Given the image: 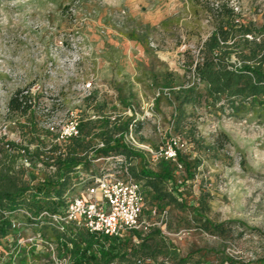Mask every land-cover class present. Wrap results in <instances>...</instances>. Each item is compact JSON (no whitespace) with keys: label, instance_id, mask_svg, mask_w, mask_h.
I'll use <instances>...</instances> for the list:
<instances>
[{"label":"rangeland","instance_id":"obj_1","mask_svg":"<svg viewBox=\"0 0 264 264\" xmlns=\"http://www.w3.org/2000/svg\"><path fill=\"white\" fill-rule=\"evenodd\" d=\"M236 1L239 13L232 21L249 23L255 40L264 45V0ZM208 3L209 0H0V133L3 128L7 132V137H0V159L8 149L4 146L8 139L23 144L37 141L40 147L48 145L52 136L38 125L42 117L10 110L7 101L16 90L31 84L39 85L40 90H49L50 85L51 91H74L70 85L61 87L64 50L56 49L60 47L58 41H62L64 49L71 38L79 39L86 51L78 75L93 73L94 91L100 92L97 109L121 114L126 106L121 102L123 98L141 117L135 133L137 142L154 151L174 140L186 160L193 163L199 159L191 166L192 177L185 181L183 194L186 201L195 203L202 194L205 201L201 217L212 224H222L223 233L201 230V220L192 211L171 204L167 206L168 226L162 233L166 239L181 256L194 248L217 249L206 256L210 264L218 263L220 252L232 257L236 264H259L264 257V116L255 110L233 114L219 100L186 105L185 118L178 129L171 117V92L180 85L194 83L191 68L198 60L202 42L216 26L217 17ZM144 14H159L161 18L151 25L143 21ZM226 61L228 65L237 64V55L231 52ZM167 73H171L170 89L163 84ZM105 91L112 93L115 104L110 103ZM64 103L74 107L71 102ZM122 120L125 118L120 117ZM189 128L197 142L190 138ZM86 134L92 143L101 136L98 128L83 126L82 148ZM131 151L142 156L140 160L139 156L128 155L134 172L142 166L155 169L157 160L153 161L145 150ZM30 156L22 178L34 189L54 173H47L44 162L37 166L40 158L37 160L34 153ZM14 164L21 167V160L16 157ZM175 176H183L182 168ZM140 184L143 191L142 180ZM12 215L15 226L0 238V264L66 261V256L57 255L55 242L42 237L41 222H29L20 211Z\"/></svg>","mask_w":264,"mask_h":264},{"label":"trees","instance_id":"obj_2","mask_svg":"<svg viewBox=\"0 0 264 264\" xmlns=\"http://www.w3.org/2000/svg\"><path fill=\"white\" fill-rule=\"evenodd\" d=\"M211 10L217 17L216 26L202 42L198 51V60L191 68L194 83L180 85L171 92V101L174 103L171 117L175 129L181 126L185 118L184 107L188 104H199L201 101L213 104L223 100L233 114L255 110L260 112V116H264V45L262 41L255 40L254 28L249 23L232 21L235 15L224 3L216 8L211 7ZM245 34L251 35V38H246ZM231 52L237 55V64H227L226 60ZM167 74L168 77L163 84L170 89L171 73ZM20 91L21 89L16 90L9 97L8 109L20 111L18 96ZM121 102L128 104V101L123 98ZM128 121L129 119L123 120L112 129H125ZM105 124L106 122H102V125ZM189 133L190 138L197 142L191 128ZM6 144L10 150H4L0 159V238L13 228L10 223L12 214L23 209L31 217L28 218L29 222L36 224L41 222V235L48 242H55L57 255L66 256L63 264H210L206 256L217 252V249L213 248H194L181 256L158 226H150L142 233L129 230L120 236L113 237L88 232L71 223L59 229L47 219H34L41 210L57 212L61 192L68 181L66 175L72 171L76 163L81 162L77 154L81 152L83 145L78 140H74L67 146L65 157L55 158L57 167L54 176H47L39 181L34 189H31L28 182L22 178L23 169L14 164L18 156L15 151L18 146L11 141H7ZM1 150L0 148V152ZM107 151L134 154L142 160L141 154L131 151L120 138L107 136L105 147L98 152L106 153ZM174 152L173 160L159 157L155 163V169L142 166L134 172L130 168V173L135 180L137 179L139 183L142 180V216L146 219L152 218L150 210L154 208L156 215L153 218L157 219L158 214L164 210L166 228L168 226L167 206L172 204L176 208L192 211L194 216L201 220L199 225L201 230L222 234V224H212L201 217L205 201L202 194L196 203L186 201L183 194L185 181L192 177L191 166L194 167L199 159L191 163L179 149L175 148ZM38 154L40 153L37 151L36 155ZM179 167L183 170V176L176 179L175 172ZM59 174H64V179L61 181ZM53 196L57 199H51ZM219 255L220 260L216 264H236L232 257L222 252ZM259 264H264V257L259 259Z\"/></svg>","mask_w":264,"mask_h":264},{"label":"built area","instance_id":"obj_3","mask_svg":"<svg viewBox=\"0 0 264 264\" xmlns=\"http://www.w3.org/2000/svg\"><path fill=\"white\" fill-rule=\"evenodd\" d=\"M221 3H224L235 16L239 13L236 0H209L208 5L216 8ZM244 36L251 38L249 34ZM58 44L60 47H57L56 51L64 50V58L60 66V72L64 75L60 79L61 87L70 85L72 86L70 89L74 91H51L50 85H48L49 90H40L39 85L31 84L18 93L21 108L16 112L41 116L38 125L42 131L52 136L45 147H40L37 141L34 144H23L20 141L17 143L8 139L18 146L15 151L21 160L20 168H27L31 162L30 155L33 153L36 155L38 151L40 154L36 156L37 160L39 158L40 160L37 166L41 167L44 162L47 173L55 174L57 167L55 158L65 157L67 146L71 145L74 140L82 143L83 126H91L94 130L98 128L101 136L92 143L89 142L91 136L85 135L87 141L83 142L85 145L77 154L81 162L76 163L72 171L66 175L68 181L61 192L57 212L41 210L34 219H47L59 229L71 223L88 232L113 237L120 236L129 230L142 233L150 226H158L164 232L166 220L164 210L158 214L157 219L153 218L156 215L154 208L150 210V217H152L150 219H146L141 214L143 194L140 183L129 173V156L123 152L100 153L98 150L105 147L107 136H110L120 138L130 150H145L153 161L161 156L173 160L175 148L178 149L175 141L153 151L135 140L136 127L140 124L141 117L137 116L133 106L125 104V109L121 114L97 109L100 92L94 91L93 73L89 71L86 76L78 75L79 64L83 61L86 47L81 45V40L73 38L65 43L64 49L61 47L62 41H58ZM49 66L53 65L49 63ZM105 94L110 103L115 104L111 97L112 93L105 91ZM107 98L103 99L105 104H107ZM65 101L73 103L74 107H69L64 103ZM120 117H124L125 120L129 119L126 128L113 130V126L117 127L123 121H120ZM102 122L106 124L102 125ZM0 137H7L4 128L1 130ZM6 142L4 146L10 150ZM109 143L111 144V140ZM59 177L60 181L63 180L64 174H59ZM51 199L56 200L57 198L53 196ZM18 211L27 218H31L25 210L19 209ZM10 223L11 227L15 226L11 220ZM29 242H32V239H29Z\"/></svg>","mask_w":264,"mask_h":264},{"label":"crops","instance_id":"obj_4","mask_svg":"<svg viewBox=\"0 0 264 264\" xmlns=\"http://www.w3.org/2000/svg\"><path fill=\"white\" fill-rule=\"evenodd\" d=\"M159 16H160L159 14H156L154 16H150L147 14L142 15L143 21L149 22L151 25H153L154 23H157L160 20L161 17H159Z\"/></svg>","mask_w":264,"mask_h":264}]
</instances>
